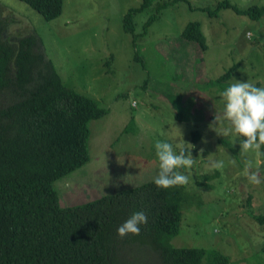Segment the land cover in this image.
I'll return each mask as SVG.
<instances>
[{"label": "rangeland", "instance_id": "1", "mask_svg": "<svg viewBox=\"0 0 264 264\" xmlns=\"http://www.w3.org/2000/svg\"><path fill=\"white\" fill-rule=\"evenodd\" d=\"M221 1L177 0L159 11L153 5L133 12L137 37L132 41L122 18L140 0H63L61 13L51 20L23 1L0 0L1 33L13 44L15 37L37 34L62 83L106 109L89 122V160L53 183L61 205L153 179L155 144L170 142L177 154L186 148L195 159L190 169H179L189 182L182 191L180 230L170 242L216 249L229 264H264L262 227L248 214L264 213V153L261 159L260 149L241 151L239 137L223 119V87L207 86L238 63L226 88L235 80L264 87V13L251 18L230 8L216 15L202 10ZM229 1L264 6V0ZM151 15L155 18L144 32ZM190 21L201 25L204 50L180 35ZM213 161L223 167L213 168ZM248 161L250 171H258L259 185L247 180Z\"/></svg>", "mask_w": 264, "mask_h": 264}, {"label": "trees", "instance_id": "2", "mask_svg": "<svg viewBox=\"0 0 264 264\" xmlns=\"http://www.w3.org/2000/svg\"><path fill=\"white\" fill-rule=\"evenodd\" d=\"M20 1L44 20L57 17L63 4ZM175 1L140 0L123 15L124 31L135 41L132 13L153 5L159 11ZM220 8L251 18L264 13V6L238 7L229 0L202 10L216 15ZM154 18L145 21L144 32ZM1 31L0 25V264H229L230 258L216 249L170 242L180 230L184 185L159 189L153 178L78 204L59 203L53 183L89 160V122L106 109L62 83L37 34L15 37L13 44L3 40ZM180 35L206 48L198 21L188 22ZM237 67L233 63L207 86L225 90ZM221 143L235 153L229 142ZM263 153L261 145V159ZM137 211L148 217L140 234L118 236L117 228ZM248 214L262 227L264 253V213Z\"/></svg>", "mask_w": 264, "mask_h": 264}, {"label": "clouds", "instance_id": "3", "mask_svg": "<svg viewBox=\"0 0 264 264\" xmlns=\"http://www.w3.org/2000/svg\"><path fill=\"white\" fill-rule=\"evenodd\" d=\"M220 96L223 119L230 125V131L239 137L241 151L260 149L264 145V87L235 80ZM155 149L158 171L153 179L154 185L159 189L186 185L189 177L179 169H190L193 166L195 159L191 152L186 153L181 149L177 154L173 145L166 141H157ZM211 166L220 169L223 162L213 161ZM251 168V162H246L247 180L253 185H259L261 180L258 171H250ZM147 220L148 217L143 211H137L117 228V235L121 238L130 233L139 235L140 225L146 224Z\"/></svg>", "mask_w": 264, "mask_h": 264}]
</instances>
